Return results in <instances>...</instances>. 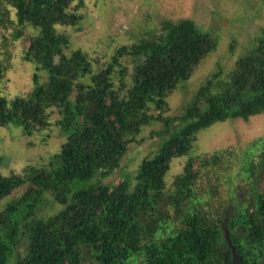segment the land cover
I'll return each mask as SVG.
<instances>
[{
  "label": "trees",
  "instance_id": "trees-1",
  "mask_svg": "<svg viewBox=\"0 0 264 264\" xmlns=\"http://www.w3.org/2000/svg\"><path fill=\"white\" fill-rule=\"evenodd\" d=\"M2 1L14 12L17 37L27 26L37 30L23 60L46 79L35 72L27 92L9 100L0 95V127L30 137L55 125L66 139L44 167L0 174V202L24 188L0 210V264H232V252L238 264H264V136L242 156L240 176L250 190L241 189L234 205L208 215L194 194L202 170L224 163L223 151L188 158L170 191L165 181L172 160L191 151L199 131L264 114V25L232 70L210 75L181 114L165 117L169 94L217 46L193 21H162L99 66L81 50L67 54L70 41L59 30L78 25L83 0ZM128 59L135 61L130 74ZM4 71L0 62V82ZM151 122H161L157 135L168 136L141 160L133 186L127 177L102 184ZM46 194L62 208L43 218L37 211ZM167 205L180 225L170 222Z\"/></svg>",
  "mask_w": 264,
  "mask_h": 264
},
{
  "label": "rangeland",
  "instance_id": "rangeland-1",
  "mask_svg": "<svg viewBox=\"0 0 264 264\" xmlns=\"http://www.w3.org/2000/svg\"><path fill=\"white\" fill-rule=\"evenodd\" d=\"M6 11L9 12V20L13 22L6 19ZM78 12L81 14L78 25L59 29L70 41L67 54L72 50H81L99 66L107 62L116 48L132 45L158 31L165 20H191L200 31L207 32L216 39V49L167 97L169 110L164 114L165 117L181 114L193 92L210 75L219 72L223 77L232 70L235 60L256 44L259 29L264 25V0H83ZM0 14V62L5 68L0 82V95L9 100L10 97L29 90L31 76L35 72L41 80L46 79V74L35 71L34 65L23 60L28 39L37 30L27 26L22 29V35L17 37L14 12L2 0ZM124 64L130 74L135 61L128 59ZM55 120L56 111L51 122ZM162 128L164 125L161 122H151L144 126L134 141L127 145L118 168L102 179L101 183L113 185L127 177L133 186V177L141 160L154 153L168 136L166 133L157 135ZM261 136H264V114L253 116L247 121L227 119L199 131L191 151L186 156L172 160L165 175L167 189L170 191L169 184L182 171L188 158L206 157L216 151H223L224 163L219 167L202 170L195 184L194 194L201 203L200 208L208 215L215 207L221 210L234 205V197L241 189L247 194L250 190L244 175L241 173L240 176L242 156L250 143ZM65 139V134L55 125L30 137L23 136L11 126L0 127V174L6 176L22 173L28 166L44 167L48 158L59 150ZM92 184L93 180L79 183V187H89ZM23 191L24 188L17 189L4 198L0 202V210L8 202L20 197ZM61 208V205L46 194L37 212L39 216L47 218ZM163 211L172 224L176 225L173 221H177L180 225L173 206L167 205ZM19 249L21 252L22 248ZM8 262L7 264H12V261Z\"/></svg>",
  "mask_w": 264,
  "mask_h": 264
},
{
  "label": "water",
  "instance_id": "water-1",
  "mask_svg": "<svg viewBox=\"0 0 264 264\" xmlns=\"http://www.w3.org/2000/svg\"><path fill=\"white\" fill-rule=\"evenodd\" d=\"M226 239H227V242L229 244V238H228L227 235H226ZM232 253H233L232 264H238L237 263V256H236V254L234 252H232Z\"/></svg>",
  "mask_w": 264,
  "mask_h": 264
}]
</instances>
